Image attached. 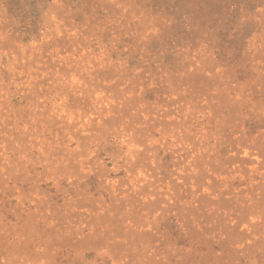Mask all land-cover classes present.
Here are the masks:
<instances>
[{
	"label": "rangeland",
	"instance_id": "374dc122",
	"mask_svg": "<svg viewBox=\"0 0 264 264\" xmlns=\"http://www.w3.org/2000/svg\"><path fill=\"white\" fill-rule=\"evenodd\" d=\"M0 264H264V0H0Z\"/></svg>",
	"mask_w": 264,
	"mask_h": 264
}]
</instances>
